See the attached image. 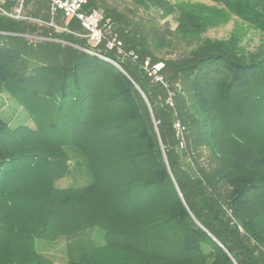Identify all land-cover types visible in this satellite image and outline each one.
Segmentation results:
<instances>
[{"label":"trees","instance_id":"obj_1","mask_svg":"<svg viewBox=\"0 0 264 264\" xmlns=\"http://www.w3.org/2000/svg\"><path fill=\"white\" fill-rule=\"evenodd\" d=\"M133 1L174 13L188 42L227 16L264 33V0ZM103 13L136 60L92 47L75 19L65 32L0 13V264H53L40 240L91 228L104 244L68 264H264V45L248 51L233 33L168 56L122 12ZM5 99L32 126H10ZM72 154L88 181L58 187Z\"/></svg>","mask_w":264,"mask_h":264},{"label":"rangeland","instance_id":"obj_2","mask_svg":"<svg viewBox=\"0 0 264 264\" xmlns=\"http://www.w3.org/2000/svg\"><path fill=\"white\" fill-rule=\"evenodd\" d=\"M173 3L175 0H168ZM192 2H204L205 4H213L209 0H190ZM46 0H26V7L23 8V14L29 16L30 12L36 7L40 12H47ZM96 5L102 10H110L122 12L125 16L132 19V21L140 28L143 34L148 36L155 35L164 41L166 45L159 51L160 54L177 56L187 50L196 43L205 38L209 39H226L233 33L241 38V44L248 51H255L264 45V33L247 26L234 16H227L223 19L216 20L213 24L202 30L193 40L181 39L175 31L176 21L174 13H167L164 8L160 6H139L133 0H96ZM50 19H48L49 21ZM32 21L41 22L43 20L35 18ZM55 24L62 25L61 20L54 19ZM47 25V24H46ZM44 26V25H42ZM41 30L38 29L35 36H40ZM33 36L34 34H27ZM42 37V36H41ZM5 99L4 111L8 118L9 124L12 127L18 125L32 126L31 119L27 113L20 108L16 109L15 105H11ZM16 112L11 115L10 107ZM68 172L60 178L56 185L58 187L68 186H82L88 181V175L78 161L77 155L72 154L70 160L67 162ZM39 251L41 254L50 259L53 264H68V259L71 254L83 256L89 252L94 246H101L104 244L103 231L99 228H91L75 234L70 238H62L56 242L43 241ZM40 243V242H39Z\"/></svg>","mask_w":264,"mask_h":264},{"label":"built area","instance_id":"obj_3","mask_svg":"<svg viewBox=\"0 0 264 264\" xmlns=\"http://www.w3.org/2000/svg\"><path fill=\"white\" fill-rule=\"evenodd\" d=\"M6 1L7 0H0L1 14L27 21H32L33 19H35L27 15L25 16L22 13L25 6V0H13V5L10 7V9H6L4 7ZM46 2L48 4L50 20L47 23H43L52 26L57 31L72 32L68 27V23L70 20L75 19L79 22L80 26L85 32L84 34H82V36H85L88 39V43L92 47H96L99 44L103 43L105 49H115L118 56H120L122 59L129 58L131 60H136L137 54L133 50L125 51L123 49L122 41L117 37L116 33L113 30V23L111 19L104 15L101 8L88 6V0H46ZM57 14H61L62 16V25H57L54 22V17ZM37 23L40 24L41 22ZM34 38L38 37H32L30 38V40L32 41L34 40ZM89 52L111 61L110 59L94 51ZM162 65L163 64L161 62L151 64L149 62V59L146 58L143 62L142 68L146 75L153 81L163 83V78L160 74ZM174 127L176 128L177 133L179 135H182L183 126H181L177 122L174 124ZM180 145L183 146L182 141L180 142Z\"/></svg>","mask_w":264,"mask_h":264},{"label":"water","instance_id":"obj_4","mask_svg":"<svg viewBox=\"0 0 264 264\" xmlns=\"http://www.w3.org/2000/svg\"><path fill=\"white\" fill-rule=\"evenodd\" d=\"M115 65H116V67H117V68H119V69H120V67H119L117 64H115ZM120 70H121V69H120Z\"/></svg>","mask_w":264,"mask_h":264}]
</instances>
